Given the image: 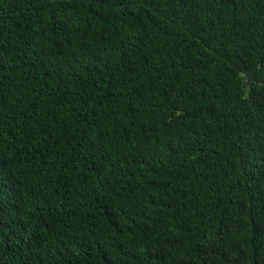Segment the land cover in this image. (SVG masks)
I'll return each mask as SVG.
<instances>
[{
  "label": "trees",
  "instance_id": "16d2710c",
  "mask_svg": "<svg viewBox=\"0 0 264 264\" xmlns=\"http://www.w3.org/2000/svg\"><path fill=\"white\" fill-rule=\"evenodd\" d=\"M0 264H264V0H0Z\"/></svg>",
  "mask_w": 264,
  "mask_h": 264
}]
</instances>
